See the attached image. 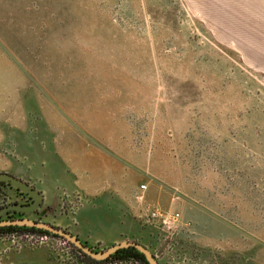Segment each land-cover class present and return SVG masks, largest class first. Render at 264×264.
Masks as SVG:
<instances>
[{"label":"rangeland","instance_id":"1","mask_svg":"<svg viewBox=\"0 0 264 264\" xmlns=\"http://www.w3.org/2000/svg\"><path fill=\"white\" fill-rule=\"evenodd\" d=\"M40 146L179 255L264 264V0H0V169Z\"/></svg>","mask_w":264,"mask_h":264},{"label":"flooded vegetation","instance_id":"2","mask_svg":"<svg viewBox=\"0 0 264 264\" xmlns=\"http://www.w3.org/2000/svg\"><path fill=\"white\" fill-rule=\"evenodd\" d=\"M0 174L8 175L23 182L41 196V202L33 212L8 210V207L14 205L29 206L33 203V199L28 194L13 187L10 183L0 181V243L4 245L1 255H4L9 249L47 248L60 261L68 264H150L143 252L139 251L135 246L120 247L103 259H95L77 248L63 236L35 226L11 224L14 221L28 220L35 224H45L62 230L74 236L95 253H104L123 242H127L141 245L145 248L155 264L198 263L186 258L184 254L179 255V253H176V250L172 249L171 238L166 235L161 236L155 230L151 232L148 228L150 225H147V222L144 225L139 223V231L145 232V237L126 238L109 246H101L100 243L89 244L76 232L78 211L83 205V199L79 193H64L54 203H49L45 199L41 183L38 180L27 179L15 168L0 170Z\"/></svg>","mask_w":264,"mask_h":264},{"label":"crops","instance_id":"3","mask_svg":"<svg viewBox=\"0 0 264 264\" xmlns=\"http://www.w3.org/2000/svg\"><path fill=\"white\" fill-rule=\"evenodd\" d=\"M46 151L40 146L28 152L29 154L22 153L18 159L34 157L36 162L35 165H32L35 167L15 166L14 168L27 179L38 180L41 183L45 199L49 203H54L64 193L85 195L81 190L85 191L86 189L79 184L74 171L67 168L60 161L61 159H58L57 152H51L49 149ZM9 169L11 167L0 170ZM96 193V191L89 192L92 198L87 199L86 204L83 203L78 211L80 216L77 215L76 232L84 241L89 244L100 243L101 246H109L126 238L145 237V232L139 231V222H133L138 221L139 217L136 213L129 211L124 213L118 199L107 195L106 192L100 195ZM149 230L153 232L154 229L149 228ZM3 249L4 245L0 243V264H68L60 261L47 248L9 249L4 255H1Z\"/></svg>","mask_w":264,"mask_h":264},{"label":"water","instance_id":"4","mask_svg":"<svg viewBox=\"0 0 264 264\" xmlns=\"http://www.w3.org/2000/svg\"><path fill=\"white\" fill-rule=\"evenodd\" d=\"M0 181H5V182L10 183L13 187H15V188L19 189L20 191L28 194L33 199V203L31 205H29V206L14 205V206L8 207V210H15V211H21V212L30 213V212H33V210L36 209L39 206V203L41 202V196L37 193V191H35L32 188H30L28 185L24 184L23 182L15 179L13 177L5 175V174H0ZM11 224L35 226V227H38V228L45 229V230H47V231H49L51 233L63 236L69 242L74 244L77 248H79L84 253H86L87 255H89L90 257L95 258V259H103L108 254L112 253L113 251H115L117 248H120V247H127L129 245L135 246L139 251L143 252V254L145 255V257L147 258V260H148V262L150 264H155L154 260L152 259L151 255L149 254V252L145 248H143L141 245H137V244H134V243L123 242V243H121V244H119V245L107 250L104 253H95V252H92L86 246H84L74 236H71V235L63 232L62 230H58V229L50 227L48 225L35 224L32 221H28V220L14 221V222H11Z\"/></svg>","mask_w":264,"mask_h":264},{"label":"built area","instance_id":"5","mask_svg":"<svg viewBox=\"0 0 264 264\" xmlns=\"http://www.w3.org/2000/svg\"><path fill=\"white\" fill-rule=\"evenodd\" d=\"M141 189H145V186H141ZM178 218V214H174V215H163L160 213V211L153 209L151 211H149L148 215H147V219L146 222L150 223L151 221H160L161 225H166V224H170V221H175Z\"/></svg>","mask_w":264,"mask_h":264}]
</instances>
